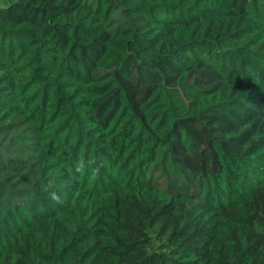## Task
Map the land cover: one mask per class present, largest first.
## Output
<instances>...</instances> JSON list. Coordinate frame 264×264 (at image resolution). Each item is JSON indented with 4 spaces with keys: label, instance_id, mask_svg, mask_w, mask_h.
<instances>
[{
    "label": "trees",
    "instance_id": "1",
    "mask_svg": "<svg viewBox=\"0 0 264 264\" xmlns=\"http://www.w3.org/2000/svg\"><path fill=\"white\" fill-rule=\"evenodd\" d=\"M0 264H264V0H0Z\"/></svg>",
    "mask_w": 264,
    "mask_h": 264
},
{
    "label": "clouds",
    "instance_id": "2",
    "mask_svg": "<svg viewBox=\"0 0 264 264\" xmlns=\"http://www.w3.org/2000/svg\"><path fill=\"white\" fill-rule=\"evenodd\" d=\"M77 170H78V171L81 170L80 167H78Z\"/></svg>",
    "mask_w": 264,
    "mask_h": 264
}]
</instances>
